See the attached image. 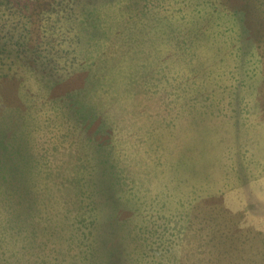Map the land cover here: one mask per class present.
<instances>
[{"label":"rangeland","instance_id":"374dc122","mask_svg":"<svg viewBox=\"0 0 264 264\" xmlns=\"http://www.w3.org/2000/svg\"><path fill=\"white\" fill-rule=\"evenodd\" d=\"M0 264H264V0H0Z\"/></svg>","mask_w":264,"mask_h":264}]
</instances>
